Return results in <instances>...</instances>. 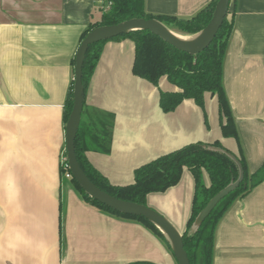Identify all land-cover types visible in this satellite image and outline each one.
I'll return each mask as SVG.
<instances>
[{"label": "crops", "instance_id": "0c3cea01", "mask_svg": "<svg viewBox=\"0 0 264 264\" xmlns=\"http://www.w3.org/2000/svg\"><path fill=\"white\" fill-rule=\"evenodd\" d=\"M212 0H145L154 15L186 19ZM98 0H0V264H176L166 244L136 220L85 203L62 177L64 107L73 59ZM134 45L107 41L84 94L81 116L92 166L128 185L139 166L185 145L241 148L250 174L264 164V0H236L223 61V87L238 141L220 132L217 101L159 107L158 87L134 76ZM109 142L108 152L100 145ZM209 184L206 173L202 175ZM184 169L178 185L146 204L184 232L194 197ZM212 264H264V181L236 199L216 225Z\"/></svg>", "mask_w": 264, "mask_h": 264}, {"label": "trees", "instance_id": "16d2710c", "mask_svg": "<svg viewBox=\"0 0 264 264\" xmlns=\"http://www.w3.org/2000/svg\"><path fill=\"white\" fill-rule=\"evenodd\" d=\"M104 1L108 4V9L101 14L98 21L89 24L82 36V40L94 28L116 25L133 18L155 19L177 34L191 36L207 26L218 0H212L197 14L186 19L148 13L145 9V0ZM235 2L236 0H231L227 16L214 40L197 56L178 51L156 35L144 30L134 31L111 40L129 39L132 41L134 45L132 67L134 76L147 81L154 87H158L160 80L166 78L176 88L173 91H159L158 104L164 113L174 111L184 100H191L202 110L204 120L207 123L205 96L210 95L215 97L217 101L222 136L238 141L236 125L223 87V61L234 28ZM106 42L101 41L93 44L85 55L82 67L84 92ZM72 90L73 81L65 102L64 124H66L73 106ZM209 147L234 155L243 167L244 180L233 192L219 202L201 227L194 234H191L190 229L194 220L209 200L238 177V169L234 162L225 154L210 151ZM100 148L101 151L108 152L110 149L109 142L106 141L101 144ZM89 149V144L84 141L82 124L80 123L75 139V153L85 175L96 187L105 193L117 199L140 205L147 206L146 199L149 194L163 193L178 185L184 169L190 172L195 184L194 197L186 228L181 233L184 249L190 264H212L216 225L236 199L246 196L254 187L264 181V164L257 171L250 174L241 148L237 154H234L215 141L212 144L191 143L163 154L136 168L133 171L131 184L114 185L89 162L86 156V152ZM64 155L66 156L65 151ZM60 171L62 174V170ZM203 173L208 176V185H205L202 181ZM71 183L85 203L109 215L140 222L166 244L162 234L144 218L115 212L87 196L73 179ZM132 264L152 263L136 262Z\"/></svg>", "mask_w": 264, "mask_h": 264}, {"label": "water", "instance_id": "95a60500", "mask_svg": "<svg viewBox=\"0 0 264 264\" xmlns=\"http://www.w3.org/2000/svg\"><path fill=\"white\" fill-rule=\"evenodd\" d=\"M230 2L231 0H218L207 26L200 32L191 36L177 34L155 19L146 20L133 18L116 25L94 28L86 34L74 56L72 90L73 106L64 127V151L72 179L87 196L96 200L100 204L123 215L144 218L154 225L162 234L176 264H190L189 258L184 249L182 234L166 218L150 207L117 199L100 190L89 180L78 163L75 153V139L81 122L85 94L82 83V67L85 55L89 47L93 44L101 41H109L113 38L140 30L151 32L178 51L197 56L214 40L219 28L227 16ZM208 149L210 151L225 154L232 162H234L238 169V177L209 200L194 220L190 229L191 234H194L201 227L203 222L219 202L233 192L244 180L243 167L234 155L213 147H209Z\"/></svg>", "mask_w": 264, "mask_h": 264}, {"label": "built area", "instance_id": "2783aa9c", "mask_svg": "<svg viewBox=\"0 0 264 264\" xmlns=\"http://www.w3.org/2000/svg\"><path fill=\"white\" fill-rule=\"evenodd\" d=\"M98 3L104 7V8H107L108 9V4L105 3L104 0H98ZM106 9V10H107ZM60 169L62 170V177L66 180H69L71 181L72 180V176H71V173L69 171V167H68V162H67V159H66V156L64 155V151L61 155V161H60Z\"/></svg>", "mask_w": 264, "mask_h": 264}]
</instances>
